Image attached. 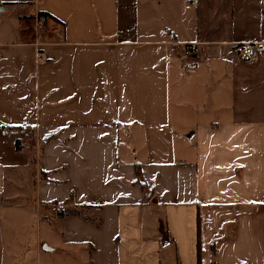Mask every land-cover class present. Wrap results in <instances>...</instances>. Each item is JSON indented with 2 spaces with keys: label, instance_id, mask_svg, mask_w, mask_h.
<instances>
[{
  "label": "crops",
  "instance_id": "1",
  "mask_svg": "<svg viewBox=\"0 0 264 264\" xmlns=\"http://www.w3.org/2000/svg\"><path fill=\"white\" fill-rule=\"evenodd\" d=\"M244 41L264 0H0V264H264Z\"/></svg>",
  "mask_w": 264,
  "mask_h": 264
},
{
  "label": "built area",
  "instance_id": "2",
  "mask_svg": "<svg viewBox=\"0 0 264 264\" xmlns=\"http://www.w3.org/2000/svg\"><path fill=\"white\" fill-rule=\"evenodd\" d=\"M46 16L43 14H38L34 25L36 27H42L46 22ZM195 43L190 42L185 44L183 53L187 56H191L195 51ZM264 53V41H244L238 44L236 49V55L242 62L252 63L256 58ZM56 205L53 204L50 206L52 211H56Z\"/></svg>",
  "mask_w": 264,
  "mask_h": 264
},
{
  "label": "trees",
  "instance_id": "3",
  "mask_svg": "<svg viewBox=\"0 0 264 264\" xmlns=\"http://www.w3.org/2000/svg\"><path fill=\"white\" fill-rule=\"evenodd\" d=\"M39 14H43L46 17L48 16V13H46V12H39ZM141 185L144 186L143 183H141ZM198 228H199V221H198ZM197 244H198V248H197V262H196V264H200L201 263L200 262L201 249H200V246H199V240H198V243Z\"/></svg>",
  "mask_w": 264,
  "mask_h": 264
}]
</instances>
